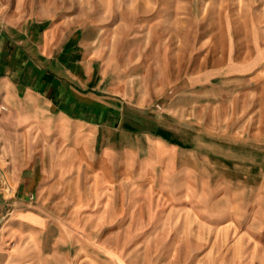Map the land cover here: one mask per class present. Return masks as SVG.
Instances as JSON below:
<instances>
[{"label": "rangeland", "instance_id": "1", "mask_svg": "<svg viewBox=\"0 0 264 264\" xmlns=\"http://www.w3.org/2000/svg\"><path fill=\"white\" fill-rule=\"evenodd\" d=\"M64 4L101 26L108 81L147 107L135 127L172 131L179 105L198 117V135L184 137L198 136L197 169L189 183L158 170L133 185L119 171L107 188L87 178L56 193L50 178L24 187L25 163L0 159V264H264V168L253 162L264 158V0Z\"/></svg>", "mask_w": 264, "mask_h": 264}, {"label": "crops", "instance_id": "2", "mask_svg": "<svg viewBox=\"0 0 264 264\" xmlns=\"http://www.w3.org/2000/svg\"><path fill=\"white\" fill-rule=\"evenodd\" d=\"M66 1L72 0H0V146L16 148L14 158L0 159L25 163L24 187L50 178L56 193L79 192L87 178L98 190L107 188L119 171H131L133 185V178H150L158 170L180 183L194 180L198 117L184 119L189 108L179 105L171 108L181 118L172 131L163 124L154 130L145 123L143 131L135 127L133 119L147 107L126 99L108 81L101 26L71 12ZM194 131L196 142L185 141ZM261 154L253 162L264 168ZM185 155L190 165L183 164ZM19 214L33 225L47 222L34 211Z\"/></svg>", "mask_w": 264, "mask_h": 264}, {"label": "built area", "instance_id": "3", "mask_svg": "<svg viewBox=\"0 0 264 264\" xmlns=\"http://www.w3.org/2000/svg\"><path fill=\"white\" fill-rule=\"evenodd\" d=\"M158 107H160V105H158ZM5 108V107H4Z\"/></svg>", "mask_w": 264, "mask_h": 264}]
</instances>
